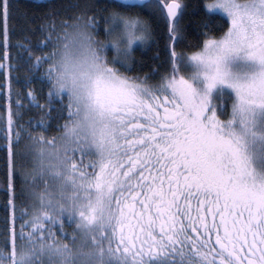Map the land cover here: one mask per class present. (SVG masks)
I'll return each instance as SVG.
<instances>
[{"label":"snow or ice","instance_id":"1","mask_svg":"<svg viewBox=\"0 0 264 264\" xmlns=\"http://www.w3.org/2000/svg\"><path fill=\"white\" fill-rule=\"evenodd\" d=\"M145 7L166 22L162 73L136 70L134 50L152 36ZM9 8L0 0L5 21ZM187 8L107 0L59 29L41 25L38 47L51 50L31 68L48 86L49 112L55 102L66 118L59 143L29 134L24 154L37 162L25 177L29 204L5 223L0 264H264V0L203 3L223 31L205 22L190 53L176 50ZM14 115L9 107L0 128L9 188ZM45 175L58 197L36 190Z\"/></svg>","mask_w":264,"mask_h":264},{"label":"trees","instance_id":"2","mask_svg":"<svg viewBox=\"0 0 264 264\" xmlns=\"http://www.w3.org/2000/svg\"><path fill=\"white\" fill-rule=\"evenodd\" d=\"M208 1L210 0H184L188 5L180 21L184 38L176 45L177 51L190 53L195 50L193 45H197L204 38L200 33L206 30L205 22L216 34L223 31L219 27V19H211L201 9V5ZM8 2L10 8L7 20L0 16V128L6 127L9 107L13 113H19L18 116L13 117V149L18 155L14 157L15 173L11 176L12 187L9 188L7 142L0 137V242L3 241L5 223L10 222L13 211L19 215L21 210L29 204L26 199L28 185L25 183V177L37 164L32 153L24 154L28 151V145L31 142L29 134L42 133L47 138H56L62 133L63 129L59 125H62L66 118V112L62 116L55 102L49 112L48 86L37 78L39 72L31 68L35 56L51 50V47H38L39 42L45 37L41 25H50L55 21L59 29L62 20L71 22L73 16L81 14L86 8L98 10L107 0H8ZM155 2L156 0L149 1L151 4ZM150 12L151 8L145 7L139 14L151 24L152 36L145 44L137 46L133 53L136 70L141 75L152 67H158L160 73L170 67L166 50L170 43L166 22L163 18L150 15ZM91 14L92 12H88V15ZM5 27L7 28V47L4 42ZM97 38L104 39L102 31ZM5 52L8 54L7 59L4 56ZM107 55H111L110 49ZM158 79L159 74L153 77V80ZM30 91L33 94L32 97L28 95ZM17 101H19V107ZM230 101L231 99L225 101L229 111ZM41 120H43V127L40 126ZM16 132L20 133L19 143H15ZM28 179L30 182L31 176H28ZM38 188L36 185L37 191H39ZM10 199L13 200L15 209L9 204ZM20 223V220L15 221L17 231H19ZM74 227V224L69 225L67 221L65 222L67 233H72Z\"/></svg>","mask_w":264,"mask_h":264},{"label":"rangeland","instance_id":"3","mask_svg":"<svg viewBox=\"0 0 264 264\" xmlns=\"http://www.w3.org/2000/svg\"><path fill=\"white\" fill-rule=\"evenodd\" d=\"M211 2H213V0L208 1V3H211ZM69 31H71V29H69ZM112 55H114V53L111 51V55L109 57H111ZM230 103H232V100L230 101ZM59 138H60V135L56 137L58 143H59ZM44 179L47 181V185H45V183H43L42 181H37L36 185L39 187L38 190L43 191L45 187H47L49 192H51L54 196H58L59 189H58L57 181H55L53 178H51L48 175H45Z\"/></svg>","mask_w":264,"mask_h":264},{"label":"water","instance_id":"4","mask_svg":"<svg viewBox=\"0 0 264 264\" xmlns=\"http://www.w3.org/2000/svg\"><path fill=\"white\" fill-rule=\"evenodd\" d=\"M150 1V0H149Z\"/></svg>","mask_w":264,"mask_h":264}]
</instances>
